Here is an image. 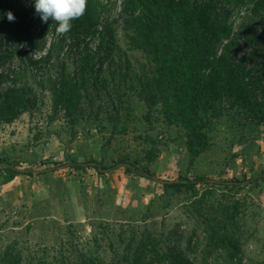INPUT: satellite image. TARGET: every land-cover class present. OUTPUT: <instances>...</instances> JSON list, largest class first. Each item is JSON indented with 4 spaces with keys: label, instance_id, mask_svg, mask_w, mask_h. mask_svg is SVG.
<instances>
[{
    "label": "rangeland",
    "instance_id": "rangeland-1",
    "mask_svg": "<svg viewBox=\"0 0 264 264\" xmlns=\"http://www.w3.org/2000/svg\"><path fill=\"white\" fill-rule=\"evenodd\" d=\"M10 3L18 10L31 7V0ZM100 3L109 15L117 0ZM213 5L230 10L219 22L238 44L237 65L251 71L264 48L255 38L249 47L248 35L254 26L261 33L262 14L249 0H213ZM125 35L115 30L112 54L133 69L129 73L113 62L84 74L78 86L86 90H80L75 113L56 106L49 82L37 87L27 76L15 75L17 85H29L36 105L0 123V160L39 171L67 160L103 166L127 160L167 181L264 176V89L250 92L249 76L243 79L247 89L237 79L222 82L201 111L207 148L194 155L184 130L164 122L159 107L149 108L135 96L132 75L143 58ZM72 71L69 64L59 66L49 77L71 78ZM233 74L241 78L240 71ZM7 177L0 169V264H114L130 235L144 238L152 245L148 249L163 257L151 264H264L263 180L165 190L122 168L99 174L90 165L6 182Z\"/></svg>",
    "mask_w": 264,
    "mask_h": 264
},
{
    "label": "trees",
    "instance_id": "trees-1",
    "mask_svg": "<svg viewBox=\"0 0 264 264\" xmlns=\"http://www.w3.org/2000/svg\"><path fill=\"white\" fill-rule=\"evenodd\" d=\"M249 2L254 4L255 13L262 14V24L259 35L253 27L248 35V46L255 38L264 48V0ZM115 4L113 13L105 15V6L100 0H86L84 14L71 21L68 32L59 34L51 21H40L32 3L30 10H18L10 0H0V14L11 11L15 17L13 22L0 19V123L12 121L36 105L35 98L29 96V85H17L15 75L27 76L37 87L49 82L53 86L56 106L60 105L67 113H75L80 90H86L82 83L78 86L84 74H95L97 67L113 62L125 66L130 73L133 65L112 54L114 32L121 30L126 33L127 44L143 58V63H136L138 72L132 75L137 99L149 108L159 107L167 124L180 126L191 153L198 155L205 151L207 136L203 129L206 123L200 117L201 111L209 106V100L216 96L224 81L237 79L242 84L245 76H249L252 82L249 85L243 82L245 89L247 85L252 93L264 89V51L251 71L240 69L233 55L238 44L219 22L230 10L215 8L213 0H117ZM232 47L234 49L229 51ZM14 60L17 65H13ZM68 64L73 70L71 78L69 74L67 79L58 74V79L51 80L52 70ZM237 71L241 72L240 79L233 74ZM257 100L254 103H259ZM54 165L39 171L0 160V169L8 173L6 182L17 175L32 177L63 167L81 170L87 165L94 166L99 174L122 168L135 177L160 184L165 190L193 189L199 185L239 186L264 181V176L234 182L186 176L167 181L127 160L111 166L73 160ZM149 245L144 238L130 235L122 241L121 258L114 264H151L154 257L162 260L155 250L148 249ZM83 264L98 263L87 260Z\"/></svg>",
    "mask_w": 264,
    "mask_h": 264
},
{
    "label": "clouds",
    "instance_id": "clouds-1",
    "mask_svg": "<svg viewBox=\"0 0 264 264\" xmlns=\"http://www.w3.org/2000/svg\"><path fill=\"white\" fill-rule=\"evenodd\" d=\"M31 3L40 21H51L59 34L68 32L71 21L81 17L86 7V0H31ZM0 19L13 22L15 17L11 11H6L0 14Z\"/></svg>",
    "mask_w": 264,
    "mask_h": 264
}]
</instances>
